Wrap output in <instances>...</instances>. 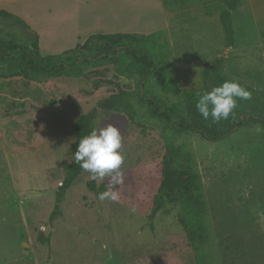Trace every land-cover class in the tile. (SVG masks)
<instances>
[{"label": "rangeland", "instance_id": "rangeland-1", "mask_svg": "<svg viewBox=\"0 0 264 264\" xmlns=\"http://www.w3.org/2000/svg\"><path fill=\"white\" fill-rule=\"evenodd\" d=\"M224 8L225 0H0V10L29 27L2 22L0 33L16 44L0 59V264H197L178 222L181 207L167 205L151 218L169 145H185L200 172L211 264H264L262 126L251 123L210 142L178 134L146 102L154 96L161 104L177 103L163 89L168 84L204 89L203 73L216 58L225 60L227 76L264 91V65L254 49L240 59L229 52ZM160 31L166 43L144 50L155 62L153 72L139 69L119 48L98 59L90 51L72 53L63 58L67 73L55 76L24 61L34 53L36 64L51 67L57 61L49 64L45 56L79 46L85 51L93 35ZM34 35L44 56L30 43ZM121 95L129 111L111 106ZM92 112L97 129L112 124L120 130L121 198L100 201L102 192L88 184L106 191L108 178L94 181L83 170L51 222L65 167L74 162L76 123Z\"/></svg>", "mask_w": 264, "mask_h": 264}, {"label": "trees", "instance_id": "trees-1", "mask_svg": "<svg viewBox=\"0 0 264 264\" xmlns=\"http://www.w3.org/2000/svg\"><path fill=\"white\" fill-rule=\"evenodd\" d=\"M239 0H225V8L220 15L221 22L227 36V47L231 49L234 45V31L232 27V13L238 8ZM14 21L24 28H29L25 22L17 18L13 14L0 10V33L3 30L2 22ZM161 41L166 43L164 32L160 31L150 35L140 34H99L91 36L85 42V51L79 48L73 51H67L57 56H45L49 64L51 61H57L55 65L49 67L46 64H36L33 60L34 53L24 56V61L28 62L32 69L44 72L49 76L56 70L67 73V67L63 61L64 57L76 52L90 51L95 53V59L99 57H108L109 49L119 48L116 52H125L131 61L141 70L155 71L156 65L151 56L145 53V49L149 50L158 45ZM34 49L41 55L39 48V37L34 35L30 41ZM16 44L8 43L0 36V59L11 56ZM98 46L96 50L95 47ZM141 49H140V48ZM80 60V59H78ZM59 62V63H58ZM80 62V61H79ZM77 62V63H79ZM85 63L90 61L85 58ZM76 63V64H77ZM223 58H216L210 62L209 67L204 71V89L188 88L180 89L173 84L166 85L163 89L166 93L174 95L178 102L171 105L161 104V100L155 98L146 99L151 114L159 117L167 122L168 125L175 128L178 134L191 136L193 134L201 135L205 140L210 142H219L224 140L234 132L245 128L249 124H259L264 129V91H258L254 86L244 82L234 80L224 73ZM75 63L73 64V67ZM22 74L21 68H15ZM70 69V68H69ZM61 70V71H60ZM225 81H236L251 93L249 100H237V108L227 120H221L219 123L202 118L197 112L196 103L199 95L204 92L211 91L214 87L220 86ZM121 95L118 99L111 101L114 108H122L125 111L130 110V103ZM102 107L105 103L101 104ZM95 112L82 116L76 123V141L73 144V153L76 152L79 139L90 134L96 127ZM66 176L56 194V204L54 211L50 217L53 222L56 215L60 211V206L64 201L67 191L77 182L79 176L83 172L75 162L65 167ZM89 189L93 192H103L105 187L97 188L94 182L88 184ZM167 205H179L181 214L179 216V224L184 228L190 246L195 253L197 264H211V257L207 251L210 242L209 229L207 226V202L203 192V185L200 172L198 170L193 154L186 150L185 145H169L167 153L164 157L162 180L158 192L154 198V206L151 218H154L158 212L163 210ZM44 237L42 236V240ZM46 240V239H45Z\"/></svg>", "mask_w": 264, "mask_h": 264}, {"label": "clouds", "instance_id": "clouds-1", "mask_svg": "<svg viewBox=\"0 0 264 264\" xmlns=\"http://www.w3.org/2000/svg\"><path fill=\"white\" fill-rule=\"evenodd\" d=\"M251 99V93L236 81H225L211 91L199 95L196 103L197 112L203 119L219 123L227 120L234 109L237 100ZM122 146L120 130L108 124L107 127L93 129L90 134L79 139L73 161L90 174L94 181H105L108 178V190L99 193L100 201L120 200L117 186L124 183V173L121 170L123 156L119 149Z\"/></svg>", "mask_w": 264, "mask_h": 264}, {"label": "crops", "instance_id": "crops-1", "mask_svg": "<svg viewBox=\"0 0 264 264\" xmlns=\"http://www.w3.org/2000/svg\"><path fill=\"white\" fill-rule=\"evenodd\" d=\"M232 23L242 35L238 39L237 31L234 30L235 45L229 52L240 54L239 58L234 56L240 59L253 48L254 57L264 65V0H239L237 10L232 13Z\"/></svg>", "mask_w": 264, "mask_h": 264}]
</instances>
